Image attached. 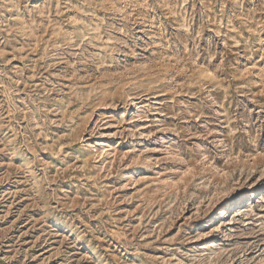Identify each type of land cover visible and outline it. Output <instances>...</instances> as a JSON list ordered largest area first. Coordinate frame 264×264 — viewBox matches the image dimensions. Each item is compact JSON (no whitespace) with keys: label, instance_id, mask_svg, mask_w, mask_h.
<instances>
[{"label":"rangeland","instance_id":"374dc122","mask_svg":"<svg viewBox=\"0 0 264 264\" xmlns=\"http://www.w3.org/2000/svg\"><path fill=\"white\" fill-rule=\"evenodd\" d=\"M0 264H264V0H0Z\"/></svg>","mask_w":264,"mask_h":264}]
</instances>
